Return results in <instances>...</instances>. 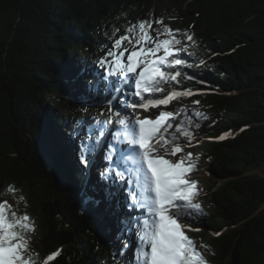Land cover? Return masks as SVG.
<instances>
[{
  "label": "trees",
  "instance_id": "1",
  "mask_svg": "<svg viewBox=\"0 0 264 264\" xmlns=\"http://www.w3.org/2000/svg\"><path fill=\"white\" fill-rule=\"evenodd\" d=\"M160 18L194 35L188 62L206 61L177 86L196 90L183 101L210 117L192 129L207 137L193 141L207 186L200 230L187 235L207 264H264V0H0V199L17 204L28 186L37 250H60L49 264H116L106 245L128 213L96 191L98 152L90 168L74 163L69 133L91 102L107 110L106 92L81 85L99 79L113 28ZM9 185L15 195H2Z\"/></svg>",
  "mask_w": 264,
  "mask_h": 264
},
{
  "label": "snow or ice",
  "instance_id": "2",
  "mask_svg": "<svg viewBox=\"0 0 264 264\" xmlns=\"http://www.w3.org/2000/svg\"><path fill=\"white\" fill-rule=\"evenodd\" d=\"M153 24L158 27L153 28ZM120 33L119 27L113 28L112 43L96 62L102 70L97 73L99 79L81 85L83 89L106 92L107 110L98 114L104 119L78 121L79 130L69 133L78 141L74 163L83 171L91 167L97 152H103L106 166L98 174L100 190L111 205L129 210L121 221L124 227L118 237L123 245L120 255L133 247L134 236L133 264H207L186 234L200 230L189 221L204 212L198 202V182L190 178L198 158L185 152V148L193 146V125L198 129L199 121L210 117L198 110H192L189 116L186 106L176 112L160 110L155 118H141L136 111L150 112L173 100L199 94L191 88L178 90L177 86L182 79L195 80L184 69L204 67L206 61L188 62L181 53L193 55L189 49L197 46L194 35L171 28L163 18L130 23ZM192 103L199 105L200 101ZM181 113L186 118L176 123ZM173 128L175 131L169 132ZM177 133L186 141L184 145ZM229 135L226 132L216 139L224 140ZM169 156L175 159L166 158ZM16 191L9 185L2 195H15ZM16 200L17 205L23 202L26 206L23 195ZM34 232V222L27 212L20 213L8 200H0V264L53 261L60 250L40 261L31 247Z\"/></svg>",
  "mask_w": 264,
  "mask_h": 264
},
{
  "label": "rangeland",
  "instance_id": "3",
  "mask_svg": "<svg viewBox=\"0 0 264 264\" xmlns=\"http://www.w3.org/2000/svg\"><path fill=\"white\" fill-rule=\"evenodd\" d=\"M161 38H164V37H161ZM64 100H67V97L64 98ZM103 102H101V104H98V103H95V102H91L90 105H89V111H87L84 115H78L77 118H79L81 121H89L91 122L93 118H96V114H98V112L104 107V104H102ZM187 108L188 110V115L190 116L191 115V112H192V106L191 104L185 100L183 101V97L180 98L179 100H173L169 105L167 106H161L160 109H151L150 112H144L143 109H137L138 112L140 113L141 115V118L145 117V116H150L152 118H155V115H158L159 114V111L160 110H165V111H173V112H176L178 109L182 108V107H185ZM65 114V113H64ZM185 114L184 113H181L177 118H176V123H179L181 119H185ZM32 119V118H31ZM193 120L195 121V118L193 117ZM200 124H202L201 121H199ZM194 125H193V128L194 129ZM175 131V129H169V132H173ZM197 134H200L201 135V130L200 132H196ZM177 136L180 138V143L182 145H184L186 143V141L184 140L183 136H181L179 133H177ZM203 140H207V137L206 136H198V137H195V139L193 141H203ZM76 141V140H75ZM107 142V141H106ZM192 147H188V148H185V152H192L194 154V157H196V150H197V144L195 142H192ZM101 153V165L100 166H95L92 168V171H93V174L96 175V174H99L100 171L103 170V168L106 166L105 165V161L103 160V152L100 151ZM168 159H175L173 157H166ZM197 158V157H196ZM205 175H206V169L204 168V166H202L201 164V161L199 159H196L195 160V170L190 173V178L192 180H195L198 182V188L200 190V194H202V190L205 189V187L207 186V183H206V178H205ZM100 183L101 182H96V185H94L96 187V191L99 189L100 190ZM3 189H0V192H2ZM20 190L22 192H24V194L26 195V205H27V209L24 211V212H27V214L32 218L33 222H34V226H35V232L32 233L31 235V247L33 249V251L38 254V259L40 261H43L45 258L42 257L41 254H39L37 248L39 247L38 246V239H37V232H38V228H39V222H38V219L36 217V215L34 214L33 210H32V207H31V196L32 194H30V190L28 188V186L26 184H23V186L20 188ZM32 193V192H31ZM203 197V196H201ZM200 198V195L199 197ZM8 200V202L10 204H13L16 208H17V204L15 203V201L11 198H4V199H0V200ZM100 198L98 200V202H100ZM18 210V208H17ZM123 211H126L127 213L129 212V210L127 208H124ZM132 215L136 216V215H140L139 212H132L131 213ZM121 227H124V225L121 223V221L119 222ZM189 223L191 224V226L194 228V225H195V220L194 219H191L189 221ZM120 232L121 230L115 228L114 231L111 232V237L109 238V240L107 241V251L110 253V254H113L116 258V264H133L134 262V247H135V238L134 236L132 237L133 239V247L131 248H127V249H124V254L123 255H120V252H121V249L123 247V245L121 244L120 240L118 239V237L120 236ZM190 232H196V231H186V234L187 233H190ZM50 263V262H49Z\"/></svg>",
  "mask_w": 264,
  "mask_h": 264
}]
</instances>
